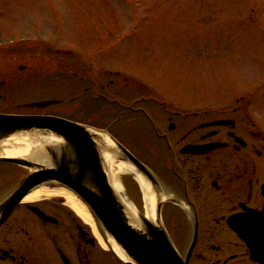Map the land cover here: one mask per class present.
I'll use <instances>...</instances> for the list:
<instances>
[{
	"label": "rangeland",
	"instance_id": "374dc122",
	"mask_svg": "<svg viewBox=\"0 0 264 264\" xmlns=\"http://www.w3.org/2000/svg\"><path fill=\"white\" fill-rule=\"evenodd\" d=\"M38 34L78 54L46 45L52 57L40 59L41 45L0 47V78L11 80V89L2 90V111L66 99L72 84L64 65L72 64L80 74H99V66L137 82L139 96L149 99L141 106L158 121L159 112H232L246 100V112L264 113V0H0V42ZM27 61L25 70L11 69ZM128 97L123 91L116 98ZM106 170L122 200L136 195L144 203L131 171Z\"/></svg>",
	"mask_w": 264,
	"mask_h": 264
},
{
	"label": "flooded vegetation",
	"instance_id": "af4514ba",
	"mask_svg": "<svg viewBox=\"0 0 264 264\" xmlns=\"http://www.w3.org/2000/svg\"><path fill=\"white\" fill-rule=\"evenodd\" d=\"M65 68L73 75V113L135 149L163 185L161 218L180 256H188L189 264H261L230 220L254 213L264 221V120L254 121L241 105L232 112H159L158 121L156 112L141 106L135 83ZM8 84L0 79V89ZM83 84L88 101L81 112L76 102ZM123 91L129 97L121 101L116 97ZM56 101L57 110L26 112L67 117L62 112H72V106ZM96 230L63 197L22 201L0 225V264H125Z\"/></svg>",
	"mask_w": 264,
	"mask_h": 264
},
{
	"label": "water",
	"instance_id": "95a60500",
	"mask_svg": "<svg viewBox=\"0 0 264 264\" xmlns=\"http://www.w3.org/2000/svg\"><path fill=\"white\" fill-rule=\"evenodd\" d=\"M52 103L42 101L29 105L44 107ZM33 131L61 139L58 151L50 153L54 167L47 168L24 158L2 157V160L35 170L24 176L14 192L0 204V224L31 189L43 183L56 182L85 204L96 222L124 253L127 264H188L176 253L161 226L159 205L155 223L138 214L142 226L132 225L125 205L108 179L95 133L84 125L58 117L0 113V142L18 133ZM113 142L123 160L155 186L156 182L145 166L119 143ZM239 230L242 233V229ZM241 236L247 242L254 238L243 233ZM263 236V233L259 234V238ZM262 243L258 240L259 245Z\"/></svg>",
	"mask_w": 264,
	"mask_h": 264
},
{
	"label": "bare ground",
	"instance_id": "6f19581e",
	"mask_svg": "<svg viewBox=\"0 0 264 264\" xmlns=\"http://www.w3.org/2000/svg\"><path fill=\"white\" fill-rule=\"evenodd\" d=\"M96 132V131H94ZM96 142L102 148V158L104 164L108 169L113 170L116 167L119 171H131L134 170L131 165L125 162H119L116 164L115 161V151L114 144L109 139V137L102 133L96 132ZM58 139L49 135V136H42L40 133L33 131V132H24L18 135H14L9 137L5 140L8 147L0 146V155H4L7 157H26L32 159L37 162L47 163L48 160L44 156V147L47 145H53L58 143ZM4 144V143H3ZM112 152V153H111ZM135 177L137 178L139 185L144 193V200H145V208H146V215L150 218H154V199L151 196L149 190V185L147 182L139 175L135 173ZM115 188L116 185H113ZM52 196L57 195L61 196L65 199L66 204L72 209V211L84 222L90 224L94 227L93 219L91 214L85 207V205L78 200L74 194L70 193L64 188L56 187V188H49L46 186H39L32 189L24 198L26 201L36 200L40 196ZM127 215L129 216L130 222L134 226H139V221L136 218V213L134 208L129 204H125ZM110 244L112 245L113 250L115 253L122 259H125L124 254L122 251L116 246V244L110 240Z\"/></svg>",
	"mask_w": 264,
	"mask_h": 264
}]
</instances>
